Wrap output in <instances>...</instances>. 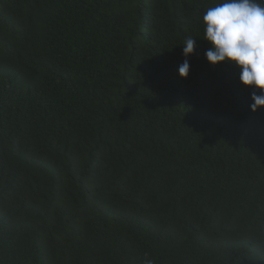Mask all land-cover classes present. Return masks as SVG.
Listing matches in <instances>:
<instances>
[{
    "label": "trees",
    "instance_id": "obj_1",
    "mask_svg": "<svg viewBox=\"0 0 264 264\" xmlns=\"http://www.w3.org/2000/svg\"><path fill=\"white\" fill-rule=\"evenodd\" d=\"M223 2L0 0L32 38L0 43V264H264V106L205 58Z\"/></svg>",
    "mask_w": 264,
    "mask_h": 264
},
{
    "label": "clouds",
    "instance_id": "obj_2",
    "mask_svg": "<svg viewBox=\"0 0 264 264\" xmlns=\"http://www.w3.org/2000/svg\"><path fill=\"white\" fill-rule=\"evenodd\" d=\"M203 22L206 25L204 39L210 44L205 52L207 62L215 66L226 61L239 67V81L252 87L249 109L255 112L264 106V5L257 0H224L205 12ZM2 24L7 27L0 35V43L8 51L32 41L30 36L19 39V31L15 29L22 24L19 20L2 21L0 29ZM195 43L189 38L183 45L182 54L186 58L194 52ZM177 71L182 78L188 76L187 59Z\"/></svg>",
    "mask_w": 264,
    "mask_h": 264
}]
</instances>
